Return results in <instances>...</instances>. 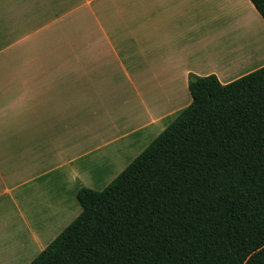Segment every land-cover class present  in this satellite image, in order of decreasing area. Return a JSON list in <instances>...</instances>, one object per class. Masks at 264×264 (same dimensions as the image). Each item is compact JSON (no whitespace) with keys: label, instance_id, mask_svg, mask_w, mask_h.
<instances>
[{"label":"crops","instance_id":"1","mask_svg":"<svg viewBox=\"0 0 264 264\" xmlns=\"http://www.w3.org/2000/svg\"><path fill=\"white\" fill-rule=\"evenodd\" d=\"M248 18L264 33L250 0H0V264L79 217L78 185L106 189L191 105V75L264 67Z\"/></svg>","mask_w":264,"mask_h":264},{"label":"trees","instance_id":"2","mask_svg":"<svg viewBox=\"0 0 264 264\" xmlns=\"http://www.w3.org/2000/svg\"><path fill=\"white\" fill-rule=\"evenodd\" d=\"M264 20V0H250ZM192 103L31 264H264V67Z\"/></svg>","mask_w":264,"mask_h":264},{"label":"rangeland","instance_id":"3","mask_svg":"<svg viewBox=\"0 0 264 264\" xmlns=\"http://www.w3.org/2000/svg\"><path fill=\"white\" fill-rule=\"evenodd\" d=\"M248 25L250 27L251 30L254 31V33L257 35V37L259 38V41L261 42V46L262 48L264 47V33L262 32L260 26L254 21L252 20V18H248ZM234 33V32H233ZM236 34V33H235ZM242 47H245V46H242ZM242 55L243 54H246V56H249L247 54L248 50L245 48H242ZM227 59L223 60V61H220L219 62V68L223 69L224 66H223V63L225 62L226 63Z\"/></svg>","mask_w":264,"mask_h":264}]
</instances>
